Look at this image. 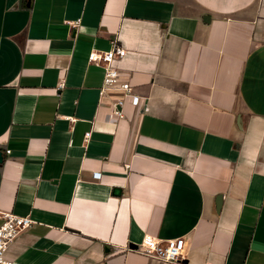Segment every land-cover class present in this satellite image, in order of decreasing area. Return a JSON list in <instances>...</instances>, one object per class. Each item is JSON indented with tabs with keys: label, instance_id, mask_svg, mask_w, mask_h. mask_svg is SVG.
Returning a JSON list of instances; mask_svg holds the SVG:
<instances>
[{
	"label": "crops",
	"instance_id": "0c3cea01",
	"mask_svg": "<svg viewBox=\"0 0 264 264\" xmlns=\"http://www.w3.org/2000/svg\"><path fill=\"white\" fill-rule=\"evenodd\" d=\"M0 152L18 264H264V0H0Z\"/></svg>",
	"mask_w": 264,
	"mask_h": 264
},
{
	"label": "built area",
	"instance_id": "2783aa9c",
	"mask_svg": "<svg viewBox=\"0 0 264 264\" xmlns=\"http://www.w3.org/2000/svg\"><path fill=\"white\" fill-rule=\"evenodd\" d=\"M125 54V48L117 43H113L109 50L104 52H91L88 56L89 62L100 64L104 68V79L102 91L106 88H117L124 92L125 99H117L113 102V116L118 118L122 116L120 106L127 100L131 104H136L139 96L132 93L131 86L127 80L120 77V71L115 66L114 61L122 58ZM97 175V174H95ZM2 219L0 223V264H18L6 253L9 246L14 242L18 234L32 224L29 216H18L9 212L0 214ZM185 246L183 237L157 238L145 235L142 242L136 246L144 255L161 260L164 262H178L182 257Z\"/></svg>",
	"mask_w": 264,
	"mask_h": 264
},
{
	"label": "water",
	"instance_id": "95a60500",
	"mask_svg": "<svg viewBox=\"0 0 264 264\" xmlns=\"http://www.w3.org/2000/svg\"><path fill=\"white\" fill-rule=\"evenodd\" d=\"M2 161V154L0 152V162ZM114 194H120V189L119 188H115L113 191ZM132 248H136V245H131Z\"/></svg>",
	"mask_w": 264,
	"mask_h": 264
}]
</instances>
